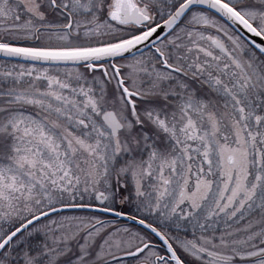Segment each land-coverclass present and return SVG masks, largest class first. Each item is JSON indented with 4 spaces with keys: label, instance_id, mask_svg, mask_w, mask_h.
<instances>
[{
    "label": "snow or ice",
    "instance_id": "1",
    "mask_svg": "<svg viewBox=\"0 0 264 264\" xmlns=\"http://www.w3.org/2000/svg\"><path fill=\"white\" fill-rule=\"evenodd\" d=\"M0 264H264V0H0Z\"/></svg>",
    "mask_w": 264,
    "mask_h": 264
}]
</instances>
